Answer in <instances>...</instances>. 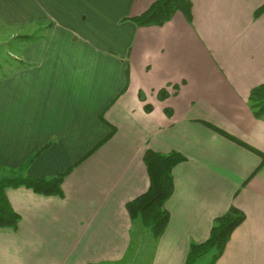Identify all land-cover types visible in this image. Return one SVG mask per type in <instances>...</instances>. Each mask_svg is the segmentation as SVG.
<instances>
[{"label": "crops", "instance_id": "crops-1", "mask_svg": "<svg viewBox=\"0 0 264 264\" xmlns=\"http://www.w3.org/2000/svg\"><path fill=\"white\" fill-rule=\"evenodd\" d=\"M155 1L0 0V41L16 44L0 63L12 65L0 72V176L69 171L62 197L8 188L21 219L0 228V264L121 262L149 148L186 156L169 225L147 235L149 264H187L191 243L232 205L246 218L216 264H264L262 157L210 126L264 152L250 98L264 83V0H191L192 21L178 11L138 25Z\"/></svg>", "mask_w": 264, "mask_h": 264}, {"label": "trees", "instance_id": "trees-1", "mask_svg": "<svg viewBox=\"0 0 264 264\" xmlns=\"http://www.w3.org/2000/svg\"><path fill=\"white\" fill-rule=\"evenodd\" d=\"M192 5L191 0H156L145 12L135 16L134 20L140 26H162L171 20L176 12L181 11L188 20L192 21ZM263 13L264 3L256 9L255 16L258 18ZM173 87L176 88V85ZM169 95L170 92L166 87L159 90V98L164 99ZM250 98L255 115L257 117L264 115V83L252 88ZM167 113L172 114L170 110H167ZM210 126L259 154L264 163V152L247 145L226 131ZM114 132L115 129H112L110 136ZM37 155L38 153L32 155L25 165H28ZM143 160L149 175V187L144 193L128 201L126 209L133 222L141 223L155 238H160L171 220V213L166 203L175 190L174 168L185 161L186 156L176 150L165 153L149 148L144 152ZM68 172L55 177H35L16 170L11 173L5 172L0 176V228L17 229L21 219L9 199L8 188L27 187L40 194L62 197L64 195L63 181ZM254 174L255 172L252 175ZM245 218V212L235 205H232L224 214L215 217L209 237L203 242L191 243L187 264H196L208 255L212 257L211 264H216L233 232Z\"/></svg>", "mask_w": 264, "mask_h": 264}, {"label": "rangeland", "instance_id": "rangeland-1", "mask_svg": "<svg viewBox=\"0 0 264 264\" xmlns=\"http://www.w3.org/2000/svg\"><path fill=\"white\" fill-rule=\"evenodd\" d=\"M0 63L6 62L5 60L9 58L8 55L10 51L16 47V44L7 42V41H0ZM12 68V65L9 63H4L3 67H0V72L9 71ZM135 228V229H134ZM134 231L132 233V246L127 251L125 258L121 262L112 263V264H149L150 262V255L153 252V245L149 240L147 241V235H149L150 231L148 228L142 226L141 223L136 222L134 226ZM143 229V232H141ZM148 232H147V231ZM139 235H143V237H138ZM138 239V240H137ZM137 240V241H136ZM212 257L208 255L204 257L196 264H211Z\"/></svg>", "mask_w": 264, "mask_h": 264}]
</instances>
